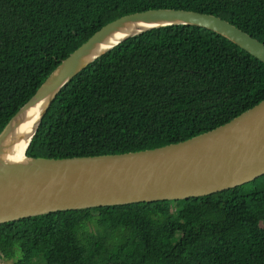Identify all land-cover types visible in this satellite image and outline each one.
<instances>
[{
	"label": "trees",
	"instance_id": "obj_1",
	"mask_svg": "<svg viewBox=\"0 0 264 264\" xmlns=\"http://www.w3.org/2000/svg\"><path fill=\"white\" fill-rule=\"evenodd\" d=\"M154 9L213 14L264 43V0H0V135L103 27ZM264 101V62L170 26L129 39L63 89L30 148L65 159L180 143ZM264 176L207 197L61 211L0 225L13 264H264Z\"/></svg>",
	"mask_w": 264,
	"mask_h": 264
},
{
	"label": "water",
	"instance_id": "obj_2",
	"mask_svg": "<svg viewBox=\"0 0 264 264\" xmlns=\"http://www.w3.org/2000/svg\"><path fill=\"white\" fill-rule=\"evenodd\" d=\"M181 25L214 31L264 62L263 42L213 14L154 9L106 25L61 63L0 135V225L61 211L207 197L264 176V101L212 131L156 149L29 156L47 114L75 77L129 39Z\"/></svg>",
	"mask_w": 264,
	"mask_h": 264
},
{
	"label": "rangeland",
	"instance_id": "obj_3",
	"mask_svg": "<svg viewBox=\"0 0 264 264\" xmlns=\"http://www.w3.org/2000/svg\"><path fill=\"white\" fill-rule=\"evenodd\" d=\"M262 227L264 228V223H262ZM13 263H15V260H8L0 254V264H13Z\"/></svg>",
	"mask_w": 264,
	"mask_h": 264
},
{
	"label": "bare ground",
	"instance_id": "obj_4",
	"mask_svg": "<svg viewBox=\"0 0 264 264\" xmlns=\"http://www.w3.org/2000/svg\"><path fill=\"white\" fill-rule=\"evenodd\" d=\"M23 149L20 150V152L22 153Z\"/></svg>",
	"mask_w": 264,
	"mask_h": 264
}]
</instances>
